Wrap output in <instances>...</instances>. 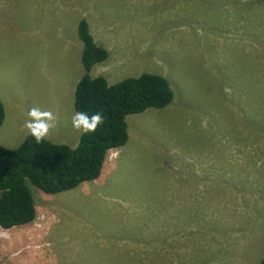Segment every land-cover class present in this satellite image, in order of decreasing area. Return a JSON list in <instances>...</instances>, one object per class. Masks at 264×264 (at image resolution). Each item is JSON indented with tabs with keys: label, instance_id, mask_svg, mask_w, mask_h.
Instances as JSON below:
<instances>
[{
	"label": "rangeland",
	"instance_id": "1",
	"mask_svg": "<svg viewBox=\"0 0 264 264\" xmlns=\"http://www.w3.org/2000/svg\"><path fill=\"white\" fill-rule=\"evenodd\" d=\"M80 18L108 50L91 76L159 74L174 97L126 116L97 179L27 181L35 217L0 229V264H259L264 0H0V145L24 140L33 108L54 117L44 138L77 144Z\"/></svg>",
	"mask_w": 264,
	"mask_h": 264
},
{
	"label": "trees",
	"instance_id": "2",
	"mask_svg": "<svg viewBox=\"0 0 264 264\" xmlns=\"http://www.w3.org/2000/svg\"><path fill=\"white\" fill-rule=\"evenodd\" d=\"M77 35L82 43L83 74L75 85L73 106L76 113L91 116L99 112L103 123L94 132L81 133L78 147L46 138L38 143L30 133L15 148L0 145V229L34 219L35 204L27 181L56 194L97 179L106 154L128 140L126 116L149 107H166L173 100L168 80L159 74L144 72L113 84L102 75L91 76V68L108 57V50L94 40L85 18L77 23ZM4 115L0 101V125ZM259 264H264V244Z\"/></svg>",
	"mask_w": 264,
	"mask_h": 264
},
{
	"label": "clouds",
	"instance_id": "3",
	"mask_svg": "<svg viewBox=\"0 0 264 264\" xmlns=\"http://www.w3.org/2000/svg\"><path fill=\"white\" fill-rule=\"evenodd\" d=\"M28 115L32 118L31 122H26V127L29 129L30 134L35 138L36 142H40L49 132L53 126L52 121L54 117L49 111H40L33 108L29 111ZM73 126L80 129L82 133L94 132L98 125L103 123V116L97 112L91 116L83 112L75 113ZM79 145L77 144L76 147ZM75 150V149H74Z\"/></svg>",
	"mask_w": 264,
	"mask_h": 264
}]
</instances>
